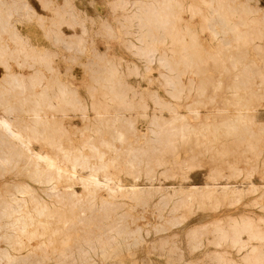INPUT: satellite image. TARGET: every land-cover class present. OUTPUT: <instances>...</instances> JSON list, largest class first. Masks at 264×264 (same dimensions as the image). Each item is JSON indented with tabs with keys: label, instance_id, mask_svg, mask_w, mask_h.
I'll use <instances>...</instances> for the list:
<instances>
[{
	"label": "bare ground",
	"instance_id": "bare-ground-1",
	"mask_svg": "<svg viewBox=\"0 0 264 264\" xmlns=\"http://www.w3.org/2000/svg\"><path fill=\"white\" fill-rule=\"evenodd\" d=\"M40 1L50 14L0 0V264H146L132 246L172 240L193 206L257 192L264 211L260 0H106L98 28L130 62L108 44L83 61L89 16L71 0ZM203 156L202 184L163 182L187 180ZM138 206L156 212L153 232ZM247 210L186 229L190 252L203 245L208 257L190 264H264V216Z\"/></svg>",
	"mask_w": 264,
	"mask_h": 264
},
{
	"label": "rangeland",
	"instance_id": "rangeland-1",
	"mask_svg": "<svg viewBox=\"0 0 264 264\" xmlns=\"http://www.w3.org/2000/svg\"><path fill=\"white\" fill-rule=\"evenodd\" d=\"M29 1L31 2V4L33 5V7L35 8L36 11H38L40 13H44L45 15H48V14L51 13V11H49L45 7L41 6V1L40 0H29ZM53 1L56 2L57 4H61L63 2V0H53ZM105 1L104 0H71V2L78 9L81 8L80 11H81L82 14H86L87 16H89V17L86 18V21H85V24L87 26V32L84 34V37H87V39L85 38L86 40H84V43H85V45H84L85 46V51H83V53H81L82 60L83 61H88L89 58L90 59L93 58V55H91V54L94 53V48H97L98 50H100V51L102 50L103 51L104 49H106L107 44L110 46L109 50L112 51V53H115L117 55H120V56H122L124 58V62L126 60H127V62H130L131 60H134V61L137 60V58L132 53H130L131 51L129 49H127L125 45L123 46V44L120 42V39L119 38H117V37H111V36L109 37L104 32H101L100 29L98 28L99 27L98 25H99V20L100 19H99V17H97L98 16L97 13L100 14V15H102L103 17H105V16L110 17L111 16V14H110L111 13L110 4L107 1L106 2ZM260 4H262L264 6V0H260ZM91 15H92V17L94 19H91V21H90L89 18H90ZM66 17H67V14H66ZM46 20H47L46 22L48 23L49 22L48 19H46ZM90 25H91V27H90ZM62 27H63V29L66 32L72 31V29L66 23H64V24L62 23ZM36 29L37 30H41V28L39 26H37V25H36ZM76 29L79 30V26L78 25L76 26ZM89 31H90V33H89ZM205 36H206V34H205ZM129 59H130V61H129ZM141 66H143V65H141ZM141 71L143 73L144 72V68H142ZM151 74L153 76H157V71L155 69H153L151 71ZM136 78H137V75L135 76L133 74H130L128 76V79L130 81H132V82H134L136 80ZM138 79L140 80V77H138ZM141 84H143L145 86H150L152 88L157 87L156 80H155V82L153 81L150 84H147V82L145 80H141ZM159 91H160L161 94L164 93L161 88L159 89ZM258 117L260 119L264 120V108L261 107V108L258 109ZM138 127L142 128L144 130V124H143V122H139ZM201 160L202 161H200V164L201 165L203 164L202 165L203 167L199 164L201 166L200 168L197 165V166L194 167V169L193 168L190 169L187 172L188 173L187 174V177L188 178L186 177L187 180H183V178H181L180 175L177 174V175L171 176L173 178H171L169 176L166 179H163V182L165 184H168V185L169 184H176L177 181H181L183 184H188V183L189 184L190 183L202 184L203 181L205 180V176H206V173H207V170H208L207 169L208 168V165L207 164H210V162L208 161V158L207 157H204V156H203V158ZM204 160L206 162L205 164H204ZM243 163L244 162H240L241 165H245ZM186 178H184V179H186ZM250 178L254 182H259L260 181V179H259L260 178L259 172L254 171L253 174H251ZM248 193H250V194H248ZM248 193H246L248 195H246V196L244 195L245 197L244 196L242 197L243 199H241L240 202H238V204L232 205V206H230V205L229 206H225V205L223 206V205H221L217 210H209V208L206 209V208H198L196 206H193V208L190 210L191 212L190 213H186L187 215L188 214L189 215L188 216H185L186 218H183L182 219V221H181L182 223L179 222L180 224L177 223V224H175V226L174 225L172 226L173 229L176 228V230L178 231V235L175 236L174 238H172V240L174 239V242H172L171 239L169 241H167L169 244L167 242L162 243V242L156 240L153 243L154 245H152V244L149 243V244H143V245H139V246L138 245L132 246V249H136V251H135V257L137 258V261L139 263L141 261H145L146 264H150V263H153V264H164V260H163L164 259V255L170 254V253H171L170 255L173 256V260H174L175 264H190V262H189L190 259H194V260H196L198 262L207 261L208 260V257L206 255H203V250L204 251H207V249H205V247H203V245H201L199 248H196L195 250L193 249L190 252V250H191L190 244L187 242L188 236L186 234L184 235L186 229H188L192 225L194 226V225H197V224L206 222V221L212 219L213 218L212 216H217L218 214L219 215H222L224 212H229V211L230 212H235V211L238 212L240 210L241 211H249L247 209H251V211H254L255 213H258L260 215L262 214L261 216H264V211L262 209L261 204L258 203L259 204L258 205L257 203H254L256 201L257 202L259 201V197L260 196L259 197L257 196L258 193L257 192H255V193L248 192ZM256 197L258 199H255ZM227 208H233V209H227ZM242 209H244V210H242ZM126 210H129V208L128 209L126 208ZM142 210H143V214L145 215V217H139L137 219L138 224L140 223L146 229H147V227H148V229H151V226H152V232H153L154 226L152 224L155 225V222L156 223L157 222L160 223L161 221L157 217L156 212L155 213L152 212L153 214L150 213L151 212V209L150 208H148L147 210L144 211V209H142V207H139L138 206L134 211L133 210L132 211L134 213L136 212L135 214H138V213H142ZM180 211H183V210L180 209ZM180 211H178V212H180ZM125 212H128V211H125ZM186 212H189V211H186ZM193 212H194V214H192ZM216 212H217V214H216ZM205 216H207V217H205ZM151 218H152V220H151ZM146 221H148V222L146 223ZM135 226L136 225L134 224L133 227H135ZM145 236H146L147 239H150V237L155 236V234H150V236L149 235H145ZM208 236L211 237V233H204V234H202V236H201L202 244L207 241L206 238ZM160 243H162V244H160ZM163 244H166V245L163 246ZM150 245H152L153 248ZM158 245L160 246V248L162 247V249H160ZM170 246L173 247V248L170 249L171 251L169 250V247ZM145 247H146V250H145ZM210 247H212V245H210ZM154 248H156V249H154ZM147 250H149V253H148ZM199 250H201V251H199ZM174 251H175V253L173 254L172 252H174ZM177 252L182 253V254H179ZM150 253H152V254H150ZM162 254H163V257H162ZM140 257H141V260H140ZM149 257H151L152 260ZM156 259H157V261H156ZM149 260H150V262H149ZM185 261H187V262H185Z\"/></svg>",
	"mask_w": 264,
	"mask_h": 264
}]
</instances>
